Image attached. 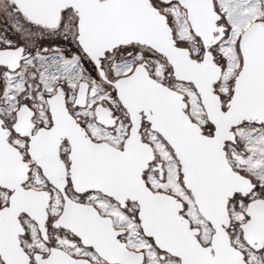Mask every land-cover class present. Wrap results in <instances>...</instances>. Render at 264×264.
Returning <instances> with one entry per match:
<instances>
[{
	"label": "snow or ice",
	"instance_id": "6c2138e0",
	"mask_svg": "<svg viewBox=\"0 0 264 264\" xmlns=\"http://www.w3.org/2000/svg\"><path fill=\"white\" fill-rule=\"evenodd\" d=\"M0 264H264V0H0Z\"/></svg>",
	"mask_w": 264,
	"mask_h": 264
}]
</instances>
